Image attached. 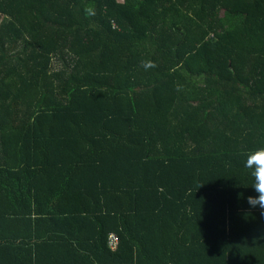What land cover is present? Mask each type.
I'll return each instance as SVG.
<instances>
[{"label":"trees","instance_id":"1","mask_svg":"<svg viewBox=\"0 0 264 264\" xmlns=\"http://www.w3.org/2000/svg\"><path fill=\"white\" fill-rule=\"evenodd\" d=\"M0 18V264H264V0Z\"/></svg>","mask_w":264,"mask_h":264},{"label":"clouds","instance_id":"2","mask_svg":"<svg viewBox=\"0 0 264 264\" xmlns=\"http://www.w3.org/2000/svg\"><path fill=\"white\" fill-rule=\"evenodd\" d=\"M89 15L94 11L89 10ZM145 68L154 67L151 61L142 62ZM244 167L249 169L252 177L251 189L254 195L247 196L246 203L249 210H257L264 218V147L251 151L244 161Z\"/></svg>","mask_w":264,"mask_h":264},{"label":"built area","instance_id":"3","mask_svg":"<svg viewBox=\"0 0 264 264\" xmlns=\"http://www.w3.org/2000/svg\"><path fill=\"white\" fill-rule=\"evenodd\" d=\"M116 237L113 235L111 236V245L116 246Z\"/></svg>","mask_w":264,"mask_h":264},{"label":"rangeland","instance_id":"4","mask_svg":"<svg viewBox=\"0 0 264 264\" xmlns=\"http://www.w3.org/2000/svg\"><path fill=\"white\" fill-rule=\"evenodd\" d=\"M120 1H123V0H120ZM0 20H1V18H0Z\"/></svg>","mask_w":264,"mask_h":264}]
</instances>
